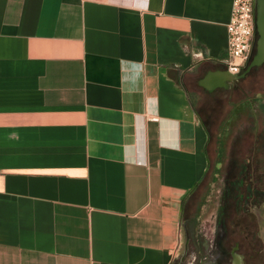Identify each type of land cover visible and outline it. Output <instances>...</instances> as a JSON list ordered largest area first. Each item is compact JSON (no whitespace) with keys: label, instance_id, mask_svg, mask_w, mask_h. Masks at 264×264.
Masks as SVG:
<instances>
[{"label":"crops","instance_id":"obj_1","mask_svg":"<svg viewBox=\"0 0 264 264\" xmlns=\"http://www.w3.org/2000/svg\"><path fill=\"white\" fill-rule=\"evenodd\" d=\"M230 5L0 0V264L184 252L208 164L197 81L224 68Z\"/></svg>","mask_w":264,"mask_h":264},{"label":"rangeland","instance_id":"obj_2","mask_svg":"<svg viewBox=\"0 0 264 264\" xmlns=\"http://www.w3.org/2000/svg\"><path fill=\"white\" fill-rule=\"evenodd\" d=\"M198 90L196 103L207 129L208 164L182 211L187 250L191 251L190 242L196 240L209 245L220 231L215 221L222 220L234 206L236 213L228 225L237 229L231 242L246 234L254 240L252 247L261 251L256 227L247 223L252 218L244 213L250 205L260 207L264 199V63L227 81L226 87ZM209 172L214 174L212 179Z\"/></svg>","mask_w":264,"mask_h":264},{"label":"flooded vegetation","instance_id":"obj_3","mask_svg":"<svg viewBox=\"0 0 264 264\" xmlns=\"http://www.w3.org/2000/svg\"><path fill=\"white\" fill-rule=\"evenodd\" d=\"M262 100L264 101V99ZM251 190L253 191L252 188ZM260 207L252 205L248 207L244 215H249L252 220L249 221L248 218L247 223L252 222L255 227L257 226L255 212H257ZM235 209L236 208L232 206L229 214H225L222 220L215 221V224L219 225L220 231L214 233L216 237L214 240L210 241L209 245H204L201 241L196 240L195 243L190 242L189 247H191V251H188V241L185 240L184 252L178 256L174 264H263L262 252L252 247L254 240L252 241L246 234H243L241 238H237L231 242V236L235 235L234 229L237 228L231 225L229 226L228 222L234 218L236 213ZM255 239L259 241L258 238ZM228 242L232 244L229 243L230 245L227 249ZM207 247L210 248L209 251L205 250ZM200 249H202V251H200Z\"/></svg>","mask_w":264,"mask_h":264},{"label":"built area","instance_id":"obj_4","mask_svg":"<svg viewBox=\"0 0 264 264\" xmlns=\"http://www.w3.org/2000/svg\"><path fill=\"white\" fill-rule=\"evenodd\" d=\"M225 29L226 47L222 66L228 73L237 74L249 59L254 44L253 0H231Z\"/></svg>","mask_w":264,"mask_h":264},{"label":"water","instance_id":"obj_5","mask_svg":"<svg viewBox=\"0 0 264 264\" xmlns=\"http://www.w3.org/2000/svg\"><path fill=\"white\" fill-rule=\"evenodd\" d=\"M254 9V52L244 65L239 74H230L224 69L207 71L198 81L197 85L211 91L217 87H226V82L243 77L253 67L259 66L264 62V0H253ZM256 217V236L261 244L264 264V201L261 207L255 212Z\"/></svg>","mask_w":264,"mask_h":264},{"label":"trees","instance_id":"obj_6","mask_svg":"<svg viewBox=\"0 0 264 264\" xmlns=\"http://www.w3.org/2000/svg\"><path fill=\"white\" fill-rule=\"evenodd\" d=\"M254 38H255V37H254ZM253 52H254V44H253V48H252V51H251V55L253 54ZM251 55H250V57H251ZM250 57H249V59H250ZM249 59H248V60H249ZM248 60H247V61H248Z\"/></svg>","mask_w":264,"mask_h":264}]
</instances>
